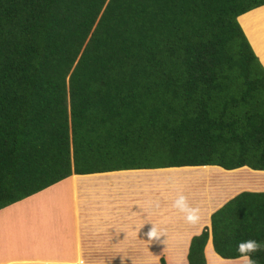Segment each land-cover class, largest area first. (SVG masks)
Returning <instances> with one entry per match:
<instances>
[{"label":"trees","instance_id":"trees-1","mask_svg":"<svg viewBox=\"0 0 264 264\" xmlns=\"http://www.w3.org/2000/svg\"><path fill=\"white\" fill-rule=\"evenodd\" d=\"M262 6L0 0V209L71 175L264 171V68L238 21ZM209 234L222 259L238 258L240 241L264 244V192L214 211L187 264H205Z\"/></svg>","mask_w":264,"mask_h":264},{"label":"crops","instance_id":"crops-1","mask_svg":"<svg viewBox=\"0 0 264 264\" xmlns=\"http://www.w3.org/2000/svg\"><path fill=\"white\" fill-rule=\"evenodd\" d=\"M238 21L264 67V6ZM243 191L264 192V171L202 166L71 175L0 209V264H187L190 238ZM179 195L200 210L198 223L173 207ZM153 227L159 238H149ZM203 256L205 264H242L216 255L210 234Z\"/></svg>","mask_w":264,"mask_h":264},{"label":"clouds","instance_id":"clouds-1","mask_svg":"<svg viewBox=\"0 0 264 264\" xmlns=\"http://www.w3.org/2000/svg\"><path fill=\"white\" fill-rule=\"evenodd\" d=\"M173 207L183 213L186 222L190 224H196L201 219L200 210L192 208L184 195H179L176 198L173 203ZM148 236L149 238L160 237L154 227L150 230ZM237 252L239 253L237 259L240 260L242 264H258L253 256L256 253L264 252V244L253 239L243 240L237 245Z\"/></svg>","mask_w":264,"mask_h":264},{"label":"rangeland","instance_id":"rangeland-1","mask_svg":"<svg viewBox=\"0 0 264 264\" xmlns=\"http://www.w3.org/2000/svg\"><path fill=\"white\" fill-rule=\"evenodd\" d=\"M241 28V27H240ZM248 41V40H247ZM249 43V42H248ZM250 45V44H249ZM264 68V67H263ZM212 177V176H211ZM211 178H209L206 182H204V183H198V184H206L209 180H210Z\"/></svg>","mask_w":264,"mask_h":264},{"label":"water","instance_id":"water-1","mask_svg":"<svg viewBox=\"0 0 264 264\" xmlns=\"http://www.w3.org/2000/svg\"><path fill=\"white\" fill-rule=\"evenodd\" d=\"M259 8V7H258ZM257 9V8H256ZM253 10H255V9H253ZM252 11V10H251ZM250 12V11H249ZM246 14V13H245Z\"/></svg>","mask_w":264,"mask_h":264}]
</instances>
